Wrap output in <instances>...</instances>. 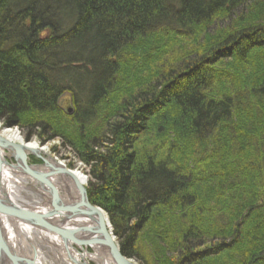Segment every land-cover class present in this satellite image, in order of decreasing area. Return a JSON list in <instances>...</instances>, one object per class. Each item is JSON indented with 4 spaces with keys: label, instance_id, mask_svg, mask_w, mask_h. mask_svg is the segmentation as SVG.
Listing matches in <instances>:
<instances>
[{
    "label": "trees",
    "instance_id": "1",
    "mask_svg": "<svg viewBox=\"0 0 264 264\" xmlns=\"http://www.w3.org/2000/svg\"><path fill=\"white\" fill-rule=\"evenodd\" d=\"M0 121L74 149L125 257L264 264V0H0Z\"/></svg>",
    "mask_w": 264,
    "mask_h": 264
},
{
    "label": "water",
    "instance_id": "2",
    "mask_svg": "<svg viewBox=\"0 0 264 264\" xmlns=\"http://www.w3.org/2000/svg\"><path fill=\"white\" fill-rule=\"evenodd\" d=\"M12 152L18 158V165H11L7 159L8 153ZM26 149L23 146L15 145L8 139L0 136V264H36V259H30L26 263L23 260L15 256L9 251L5 231V221L23 224L28 229H35L57 235L65 242H75L80 245L89 244L97 249L102 248L110 256L113 264H134V262L128 260L123 252H121L112 232L108 228V218L103 213L102 209L97 206H93L88 199L87 188L81 186L77 181L76 185L79 192V198L66 203L62 199L59 189L52 183L51 177L59 175L60 178L65 175H69L73 178V175L65 168L52 167L50 172L41 171L43 167L34 168L35 166H28L27 158L25 157ZM38 155V154H37ZM34 154V156H37ZM40 156V155H39ZM38 156V157H39ZM41 157V156H40ZM47 164V161L45 162ZM9 167L11 170L18 172L19 170L29 178H33L38 181L40 185H43L51 192L53 198L51 203V210L47 211H28L24 205H19L15 202L10 195V192L5 189L1 177L3 174V167ZM69 201V200H68ZM68 209L74 210L73 213H69ZM59 217H64L65 221L73 222L71 228L56 227L55 220ZM63 219V220H64ZM78 220V221H76ZM81 222L86 225L81 226ZM83 223V224H84ZM64 228V229H60ZM78 235L86 236L85 241L79 239Z\"/></svg>",
    "mask_w": 264,
    "mask_h": 264
},
{
    "label": "bare ground",
    "instance_id": "3",
    "mask_svg": "<svg viewBox=\"0 0 264 264\" xmlns=\"http://www.w3.org/2000/svg\"><path fill=\"white\" fill-rule=\"evenodd\" d=\"M1 134V133H0ZM4 135H0L1 137L3 136H7L10 138V142L11 140L17 141V139H20L18 137V134L16 133H12L8 130H6V132L3 133ZM5 138V137H3ZM7 139V138H5ZM13 142V141H12ZM23 147H25L26 149V153H25V157L27 158V164L29 161V154L32 156L34 154H38L39 153H43V151H45L44 149L37 147V144H33L30 143L28 145H22ZM3 152L5 153V155L7 154L4 150ZM12 156L16 158L15 154H13L11 152ZM46 155V154H45ZM17 159V165L19 163L18 158ZM52 167H58L61 168L60 166H58L52 159L47 160V164L45 165V168H47V170H51ZM37 168V167H34ZM44 168V167H43ZM39 169V168H38ZM3 174L1 177V181H3V184L5 185V189H7V191L10 192L11 197L15 200V202H18L19 204H29L31 205L32 202L36 201L38 202L37 204L35 203L36 206H38L39 204L44 205V203H52V197L51 192L49 190H47V188L43 185H40L38 183L37 180L33 179V178H29L28 176L24 175V173H22V171H18L15 172L13 170H11L9 167H3ZM49 170V171H50ZM46 172V171H45ZM66 180L65 178L62 176L60 178L59 175H55L53 177H51V181L52 183H54L59 189L63 190V189H67L64 193L65 194H69V196H71V200H76L75 197L79 198V192L78 190L76 191L77 185L76 183L78 182L81 186H84V182L85 177H82L81 175L78 174H73V178L70 177L69 175L66 176ZM69 179L70 182H68L67 180ZM77 181V182H76ZM76 188V189H74ZM43 191V192H42ZM70 198H68L67 200H69V202L71 201ZM33 200V201H32ZM68 202V204H69ZM51 205V204H50ZM67 211H69V213H73L74 210H70L68 209ZM64 217H59V219L55 220V226L56 227H61V226H68V222L65 221ZM84 223V222H83ZM5 226L7 228V230L4 231V235L6 236L7 239V243L9 246V251L14 254L15 256H17L18 258H20L21 260L24 261V263H26L27 261H29L30 259L35 258L36 259V264H49V256L51 257V255H49L48 250L46 249V246L43 242V240L46 241V243H48L47 241L50 242V240L53 242L51 245L52 246H57L58 248L56 249L57 254H59L60 252H62L63 255V262H61V264L66 263V258H67V254L70 253V243L69 242H64L63 239H61L60 237H58L57 235H52L51 233L48 232H44L43 233L41 231H35V232H31L29 230H27L26 227L23 226V224H18V223H13V222H7L5 221ZM66 224V225H65ZM84 225H86L84 223ZM60 229H64V228H60ZM31 230V229H30ZM41 232V233H40ZM21 237H23L24 241L27 242L26 243V247H24V245H22L24 242H22ZM77 237H79L80 241L81 239L85 241L86 236H82V235H78ZM21 242H20V240ZM22 243V244H21ZM73 243V242H72ZM21 244V245H20ZM61 249V250H60ZM47 250V251H46ZM33 251V252H31ZM65 251L67 253H65ZM29 252V254H28ZM98 254L97 255H89L90 257H92L94 260H96V262H98V264H112L110 256L108 255V253L103 250L102 248H98L96 251ZM60 255V254H59ZM88 255H86L87 257ZM68 264V263H67ZM80 264V263H77Z\"/></svg>",
    "mask_w": 264,
    "mask_h": 264
},
{
    "label": "rangeland",
    "instance_id": "4",
    "mask_svg": "<svg viewBox=\"0 0 264 264\" xmlns=\"http://www.w3.org/2000/svg\"><path fill=\"white\" fill-rule=\"evenodd\" d=\"M155 38L159 39L158 37H155ZM61 102H62V106H63L64 110L68 111V110H70L72 108V104L70 102L69 96H64L62 98ZM70 112H72V111H70ZM235 123H236V127L241 125L240 122H235ZM6 130H8V131H10L12 133L18 134V137L20 138V139H17V141L11 140V143H13L15 145L18 144L20 146L28 145L30 143H33V144H37L38 145L37 147H40V148L45 150V151H43V153L42 152L39 153V155L41 157L39 155H37V156L32 155L31 156L29 154V156H28V158H29L28 166H35V167H38V168L39 167H44V169H42L41 171L50 172L49 171L50 169L47 170V168H45V165H46L45 162L47 160L52 159L58 166H60L61 168L62 167L65 168L72 175L76 173L78 175H81L82 177H85L86 181L84 182V186L83 187L87 188V193H88L89 182L91 181V177H90V174H89V168L84 163H82V161L79 159V157L75 153L74 149L70 145L66 144V142H64L61 137L60 138L57 137V138H53V139H50V140L42 141L40 139V137L37 135V133H33V132L29 133V131L27 132L26 130H24L23 128H21L19 126H16V127L5 126L3 124V122L0 121V133H1L0 135H4L3 133L6 132ZM3 137H5V138L10 140V138L7 137V136H3ZM251 138L255 139L256 137L254 135H251ZM6 152L8 153V156L5 159H7L11 165H17L15 163V160L13 159V157H11L12 154L10 152H8V151H6ZM66 176L67 175L64 176L65 180L67 179ZM69 179L70 178H68V180H67L68 182H70ZM57 189H59V188L57 187ZM74 189H76V188H74ZM66 190L67 189H63V190L59 189V193H60L62 199H64V201L66 203H68L69 201L67 199L70 198L71 196H69V194H65L64 193ZM77 190L78 189H76V191ZM76 198L77 197H75V199ZM88 199H89V196H88ZM70 200H71V198H70ZM71 201L73 202V200H71ZM35 203L37 204L38 202H36V201L34 202L33 201L31 205L26 204V203L25 204H21L20 203L19 205H24V207H26L28 209V211L42 212V211H47L49 209L51 210V208H50L51 207L50 206L51 203L50 202L46 203V204L44 203V205H42V206H41V204L36 206ZM98 208L102 209L101 207H98ZM102 211H103V213L106 215V217L109 220L108 214L105 212V210L102 209ZM76 221H78V220H76ZM72 223L73 222H71V223L68 222L69 225L67 226L65 224L66 226H64V227L65 228H71L70 225H72ZM80 223H81V226L84 225L83 222L80 221ZM7 228H8V226L7 227L5 226V230H7ZM108 228L112 232V234H113V236L115 238V241L117 242V245L120 248V244H119L120 241L117 240V237L114 234V230H113V227L111 225V221L108 222ZM27 230H29L31 232L32 231L33 232L36 231L33 228L31 230L27 228ZM19 240H20V238H19ZM21 240H22V242H24L23 244L22 243L21 244L24 245V247H26L27 246L26 245L27 242L24 241L23 237H21ZM21 240H20V242H21ZM43 242H44V244L46 246V249L49 252V255H51V257L49 256V258H48L49 262H50L49 264H61V262H63L62 258H63L64 254H62V252L59 253L60 255L57 254L56 249L58 247L55 246V245L52 246L53 242L51 240H50V242L47 241L48 243H46L45 240H43ZM69 243L71 244L70 245V253L67 254L66 263H64V264H67V263L68 264H77V263H80V264H98V262H96V260H94L92 257H90L91 255L95 256V255L98 254L96 252V250L94 249V247L92 248V246L89 245V244L80 245V244L75 243V242L74 243L69 242ZM31 252H33V251H31ZM65 253H67V252L65 251ZM28 254H29V252H28ZM86 255H88V256L86 257ZM127 259L132 261V262H134V264H141L140 262L136 261L133 258H131V259L127 258Z\"/></svg>",
    "mask_w": 264,
    "mask_h": 264
},
{
    "label": "flooded vegetation",
    "instance_id": "5",
    "mask_svg": "<svg viewBox=\"0 0 264 264\" xmlns=\"http://www.w3.org/2000/svg\"><path fill=\"white\" fill-rule=\"evenodd\" d=\"M11 157H13V156H11ZM13 159L15 160V163H17V159L15 157H13Z\"/></svg>",
    "mask_w": 264,
    "mask_h": 264
}]
</instances>
